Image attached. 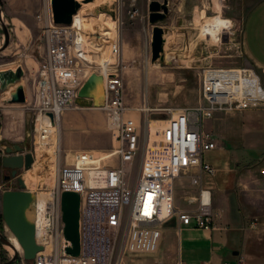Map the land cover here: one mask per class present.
Listing matches in <instances>:
<instances>
[{"label":"built area","instance_id":"1","mask_svg":"<svg viewBox=\"0 0 264 264\" xmlns=\"http://www.w3.org/2000/svg\"><path fill=\"white\" fill-rule=\"evenodd\" d=\"M84 1L78 2L84 4ZM139 1L107 0L103 6L117 21L124 14L131 20L149 19L152 0H147V15L141 13ZM88 19L89 16H82L76 23L74 16L71 25H56L52 8L47 11L46 51L39 66L35 103L31 108L39 148L32 154L36 161L39 150L48 148L50 152L54 148L53 157L46 158L53 165L55 182L41 192L46 194L45 202L35 198L32 205L36 238L45 250L32 261L25 260L22 251L14 264H133L137 256L158 252L162 228L173 220L181 227L213 230V196L202 183L204 176L215 173L204 156L217 144L204 132V123L222 113L264 109V85L254 68H207L201 87L202 103L171 112L163 121L166 126L154 140L151 122L145 119L143 146L142 126L129 115L146 110L127 106L123 62L111 61V57L121 55L119 41L109 32L101 35L102 40L108 41L111 57L103 58L97 70L92 69L86 48L90 42ZM93 74L103 78L105 99L96 109L104 112L117 146L103 157L92 151L74 152L69 163V154L64 155L61 148V138L57 143L58 129L65 112L79 109V92ZM48 115L53 116V121ZM141 153L135 178L133 172ZM43 155L49 154L44 151ZM261 165L264 172V155ZM181 177H189L191 186L197 189L195 195L188 197V209L176 207L175 182ZM65 192L77 193L81 199L79 256L67 253L72 243L64 234L62 195ZM40 218L44 221L41 227Z\"/></svg>","mask_w":264,"mask_h":264},{"label":"rangeland","instance_id":"2","mask_svg":"<svg viewBox=\"0 0 264 264\" xmlns=\"http://www.w3.org/2000/svg\"><path fill=\"white\" fill-rule=\"evenodd\" d=\"M106 1L96 0V4L100 7ZM220 1L218 2L222 16V18L219 17L220 20L214 17L218 14L215 2L207 13H196L195 18H192V15H187L185 22H181L180 25L192 23V27L184 28L185 32L187 31L189 34L184 35L183 31H177V28L164 27L162 22L158 24V26L166 28L165 62L158 61L155 64L152 62L151 45L154 27L150 24L149 19L142 20L139 17L131 20L126 14L119 21L116 17L112 18L116 22V29L115 34H109L113 39L119 41L121 47L119 58L111 57L110 47L106 39L101 41L103 43L102 52L93 49L87 50L92 69L97 70L103 58L109 59L111 57L112 63L123 62V78L129 77L131 72L136 70L139 72L138 75H133V80L137 83L129 93L134 99L141 100L142 106L135 107V109L146 111H133L129 116L142 126L143 146L144 140L146 141L144 136L146 134L145 119H148L154 127V140L157 139L158 132L166 126L163 121L170 117L171 112L201 104L202 80L207 68H253L242 52V19L239 20L240 22H236L231 17L233 12H237L236 0ZM146 2V0H140L138 2L139 9H144ZM50 7L52 8V4H49V0H0V9L3 11V22L0 19V72H22L21 80L9 86L5 92L1 91L0 84V159L7 155L6 149L12 148L14 145L21 146L25 153H35L39 148L31 108L35 103L39 66L46 51L44 31L46 15ZM93 8L96 9V7H81L79 13L86 14L87 10ZM104 9H106L104 6L100 8L101 11ZM78 18L79 15L77 14L75 19ZM89 19H92L93 22L95 19H101V22L108 27H115V23L105 13L96 16V12H94L92 16H89ZM216 20L218 26L213 24ZM221 21H234V24L232 28L225 29ZM177 26L178 24L174 27ZM87 28L90 42L94 41V38H98L97 34L105 35L109 31L96 26H88ZM220 34L221 40L216 39ZM134 61L140 62L141 65L136 67ZM19 89L24 90L25 102L12 103V96ZM102 97L103 104L104 90H102ZM99 104V96H95L90 102L86 99H79V109L68 111L71 113L67 119H73V114L78 115V118L73 120L74 125L71 131L75 138V144L79 145L76 148L86 147L103 157L113 152L117 143L108 128L104 112L96 109ZM234 114L237 113H228L227 115ZM205 123L204 132L209 130ZM83 143L84 146L81 145ZM39 151L34 163V165L36 164L34 172L39 181L36 185L30 184L27 187L33 193L50 189L55 182L53 165L46 158L53 157L54 149L49 153L47 152L49 154L47 156L41 155ZM63 152L64 155L69 154L68 162L71 163L74 151ZM141 158L142 153L138 158L137 167L134 168L133 177L135 178L138 174ZM109 162L106 161L105 163ZM27 173L28 171L23 169L18 174L25 178ZM6 176L10 177L11 173L1 165L0 233L9 238L12 233L3 221L2 195L5 191L17 190L18 183L17 179L6 181ZM192 195H195V190L191 186L190 178H179L175 182L176 207L179 209L190 208L188 197ZM6 246L0 240V264H7L15 256V253L8 250ZM140 258L142 256L133 258V264H137Z\"/></svg>","mask_w":264,"mask_h":264},{"label":"crops","instance_id":"3","mask_svg":"<svg viewBox=\"0 0 264 264\" xmlns=\"http://www.w3.org/2000/svg\"><path fill=\"white\" fill-rule=\"evenodd\" d=\"M219 1L169 0L170 11L162 22L163 26L177 28L184 35L189 34L184 28L192 27L193 24L180 25L185 22L187 15L195 18L196 13H207L214 2L217 11ZM235 5L238 6L237 12H233L231 17L236 22L242 19V52L264 85V0H236ZM140 10L148 14L147 2L144 9ZM217 13L214 17L222 18L221 10ZM229 22L234 24V21ZM176 24L178 26L174 27ZM216 39L221 40V34ZM133 63L136 67L141 65L137 61ZM138 74L136 70L124 78V99L130 108L142 106L141 100L134 99L129 93L137 83L133 75ZM70 113L65 112L59 128L62 150L90 151L86 147L76 148L79 145L75 144L71 131L73 120L78 115L73 114V119L68 120ZM205 124L209 128L205 133L210 134L217 144L214 150L204 156L215 173L204 176L202 183L212 192L214 229L205 231L181 227L177 220H173L162 228L158 252L142 256L137 264H178L180 261L185 264L238 261L243 264H264V172L261 165L264 155V109L234 115L218 114ZM194 190L196 194L197 189Z\"/></svg>","mask_w":264,"mask_h":264},{"label":"water","instance_id":"4","mask_svg":"<svg viewBox=\"0 0 264 264\" xmlns=\"http://www.w3.org/2000/svg\"><path fill=\"white\" fill-rule=\"evenodd\" d=\"M95 0H85L84 4L93 3ZM169 0L163 3L158 0H152L149 6V22L153 25L152 36V62H165V30L158 26L159 23L165 21L169 15ZM81 9V3L77 0H52L53 19L56 25H71L74 16ZM3 11L0 9V19L2 20ZM3 26V24H2ZM1 52V51H0ZM22 78V72H0L1 91L18 83ZM103 78L97 74H93L83 85L79 92L80 99H93L97 94L102 93ZM12 103L25 102V93L23 89H19L12 96ZM102 105V99L99 106ZM53 121V116L48 115ZM1 121V120H0ZM6 156L2 158V166L12 171V175L7 180L17 179L18 189L5 191L2 195V217L5 225L10 232L17 238L27 261H32L36 255L45 250L36 238V226L34 221L29 217V210L34 201L35 194L27 189L25 180L19 176V171L25 169L29 171L34 165V156L32 153H25L24 149L19 145L6 149ZM80 205L81 199L77 193L65 192L62 195V212L63 221L65 223V238L72 243V247L67 249V253L73 256L80 254ZM0 240L4 245L12 246L9 240L0 233ZM19 252H15V256L7 264H14L17 260Z\"/></svg>","mask_w":264,"mask_h":264},{"label":"bare ground","instance_id":"5","mask_svg":"<svg viewBox=\"0 0 264 264\" xmlns=\"http://www.w3.org/2000/svg\"><path fill=\"white\" fill-rule=\"evenodd\" d=\"M78 1H80V0H78ZM221 2H222V0H221ZM80 3V2H79ZM81 7H83V8H92V7H96V9H91V10H87L86 11V14H80L79 12H78V15H79V18L78 19H75V21H76V23L79 21V19L83 16H85V17H88V16H92L93 14H94V12H96V16L97 15H100V14H102V13H105V15L108 17V18H110L111 19V21L112 22H114L115 23V27L114 28H110V27H108L107 25H105L103 22H101V19H95L94 21L95 22H93V20L92 19H88L87 20V26L86 27H98V28H101V29H104V30H109L108 32L112 35V34H115V29H116V22L114 21V19H112L108 14H107V12L105 11V10H103V11H101L100 10V8H102L103 6H100V7H98L97 6V4H96V0L93 2V3H90V4H81ZM217 10L219 11L220 10V3H217ZM83 12H84V10H83ZM75 17H76V15H75ZM217 19H219V16L217 17ZM220 20V19H219ZM222 23H223V26H224V28L225 29H229L231 26H232V24L233 23H231V22H229V21H221ZM213 24H215L216 26H218V21L216 20ZM226 24V25H225ZM106 27H108V28H106ZM98 35V38H95L94 39V41H92V42H90V43H87V50H89V49H93V50H95V51H99V52H102L103 51V43H101V41H102V37H101V35L103 36V34H97ZM105 46V45H104ZM15 87H17V86H15ZM102 90H103V88H102ZM10 91V90H9ZM8 91V92H9ZM8 95H9V93H8ZM100 97V100L101 99H103V97H102V93L101 94H97V97ZM165 123V122H164ZM59 128H61V126L59 127ZM150 128H151V132H152V134H154L155 133V131H154V127H153V125H151L150 126ZM58 131H59V129H58ZM59 133V132H58ZM57 138V143H59L58 142V138H59V134H58V136L56 137ZM54 149V148H53ZM44 151H47L48 153H49V151H48V148H44L43 149V151H39L40 153H41V155L44 153ZM107 156V155H106ZM51 162V161H50ZM35 167H36V164L34 165V167H33V169L30 171H28V173H27V175H26V177L25 178H23L24 180H25V182H26V185H27V187H29V185L31 184V185H36L37 184V182L39 181V179H38V177L35 175V172H34V170H35ZM33 193V192H32ZM36 199L40 202V203H43V202H45V200H46V194H44V193H41V192H39V193H37L36 194ZM29 217L33 220V221H35L36 220V216H35V212L33 211V206L31 207V209L29 210ZM44 223V221H43V218H40V220H39V226L41 227V225ZM9 242H10V244L12 245V246H6L7 247V249L8 250H10L12 253L14 252H16V251H18L19 253H21L22 252V248H21V245H20V243L18 242V240H17V238L12 234H10V237H9Z\"/></svg>","mask_w":264,"mask_h":264},{"label":"flooded vegetation","instance_id":"6","mask_svg":"<svg viewBox=\"0 0 264 264\" xmlns=\"http://www.w3.org/2000/svg\"><path fill=\"white\" fill-rule=\"evenodd\" d=\"M1 122V121H0ZM1 165H2V159H0V167H1ZM9 172L11 173V175H12V171L11 170H9ZM7 177H9V176H6V178H5V180L6 181H10V180H7Z\"/></svg>","mask_w":264,"mask_h":264}]
</instances>
